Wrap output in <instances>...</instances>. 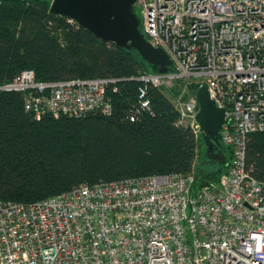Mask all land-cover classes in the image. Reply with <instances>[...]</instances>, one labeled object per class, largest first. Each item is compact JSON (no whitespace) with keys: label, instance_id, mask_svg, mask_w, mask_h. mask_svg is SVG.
<instances>
[{"label":"built area","instance_id":"built-area-1","mask_svg":"<svg viewBox=\"0 0 264 264\" xmlns=\"http://www.w3.org/2000/svg\"><path fill=\"white\" fill-rule=\"evenodd\" d=\"M134 7L144 36L171 60L167 72L135 78L141 108L151 112L149 85L193 81L192 96L173 101L180 123L199 137L196 92L206 84L225 109V170L208 185L194 172L173 173L83 184L28 204L0 200V264H264V184L246 167L249 136L264 132V0H135ZM116 81H41L26 69L0 90L22 92L37 118L111 114L107 89Z\"/></svg>","mask_w":264,"mask_h":264},{"label":"trees","instance_id":"trees-1","mask_svg":"<svg viewBox=\"0 0 264 264\" xmlns=\"http://www.w3.org/2000/svg\"><path fill=\"white\" fill-rule=\"evenodd\" d=\"M51 2L0 1V85L26 69L41 81L114 78L118 81L107 89L112 112L37 118L25 108L22 92L0 90V200L28 204L83 184L173 173L194 172L198 182L217 180L230 149L221 144L214 167L201 150L202 135L180 123L173 98L184 81L169 88L149 85L151 112L143 110V84L135 78L159 67L135 49L103 41L52 13ZM190 89L194 93L197 85ZM246 167L264 184L262 131L248 138Z\"/></svg>","mask_w":264,"mask_h":264},{"label":"water","instance_id":"water-1","mask_svg":"<svg viewBox=\"0 0 264 264\" xmlns=\"http://www.w3.org/2000/svg\"><path fill=\"white\" fill-rule=\"evenodd\" d=\"M134 3L135 0H52L50 10L70 18L103 41L135 49L148 63L157 65L159 72H167L171 60L162 48L153 46L141 32ZM196 98L199 102L196 120L201 125L207 155L214 157L222 144L220 130L225 109L217 106L210 97L206 84L197 90ZM201 185H208V182L202 181Z\"/></svg>","mask_w":264,"mask_h":264},{"label":"rangeland","instance_id":"rangeland-1","mask_svg":"<svg viewBox=\"0 0 264 264\" xmlns=\"http://www.w3.org/2000/svg\"><path fill=\"white\" fill-rule=\"evenodd\" d=\"M134 12H135V14H136V16H137V18L139 20V28H140V30L142 32L143 31V25H144V18H143L142 14H141V12H140V10L138 8L134 7ZM176 83L177 82H175L174 85ZM188 84L194 85V82L193 81H189V82L185 81L183 83H179L178 86H177V89L179 91L178 95L180 96L181 99L185 100V99H188V98H190L192 96L193 92H192V89H190V85L186 86ZM174 85L172 87H174ZM163 88H166V87H163ZM175 103H176V101H175ZM201 150L205 151V154L207 155V146L205 144V141H204L203 147H201ZM202 153H204V152H202ZM212 159L214 160V167L215 166L217 167V163H219V161H220L219 156L215 155L214 157H212ZM198 163L200 164L199 161H198Z\"/></svg>","mask_w":264,"mask_h":264},{"label":"flooded vegetation","instance_id":"flooded-vegetation-1","mask_svg":"<svg viewBox=\"0 0 264 264\" xmlns=\"http://www.w3.org/2000/svg\"><path fill=\"white\" fill-rule=\"evenodd\" d=\"M217 156H218V152H217V154H216Z\"/></svg>","mask_w":264,"mask_h":264}]
</instances>
